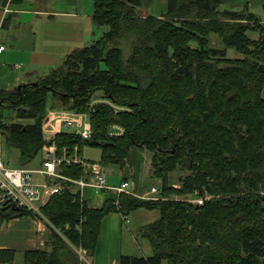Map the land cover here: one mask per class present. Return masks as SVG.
I'll use <instances>...</instances> for the list:
<instances>
[{"label": "trees", "instance_id": "trees-1", "mask_svg": "<svg viewBox=\"0 0 264 264\" xmlns=\"http://www.w3.org/2000/svg\"><path fill=\"white\" fill-rule=\"evenodd\" d=\"M154 1L92 0V22L106 28L99 40L19 89H0V134L19 167L47 146L42 125L53 102L80 113L98 97L85 110L91 137L61 132L59 150L98 148L102 165L122 169L136 147L150 153L149 179L161 183L154 202L120 194L89 208L79 193L52 196L41 213L53 230L26 264H85L76 251L91 261L102 219L138 209L159 213L141 229L153 256L120 264H264V22L247 7L228 8L233 0H166L158 16L147 13ZM112 126L122 133L111 135ZM176 171L185 172L178 188L169 178ZM30 216L1 212L0 220Z\"/></svg>", "mask_w": 264, "mask_h": 264}, {"label": "crops", "instance_id": "crops-1", "mask_svg": "<svg viewBox=\"0 0 264 264\" xmlns=\"http://www.w3.org/2000/svg\"><path fill=\"white\" fill-rule=\"evenodd\" d=\"M227 7L232 10L247 7L264 22V0H233ZM93 25L92 0H0V46L5 48L0 53V89H13L36 76H44L75 49L99 40L96 31L101 28ZM142 151L131 148L129 164L126 162L120 172L113 170L114 175L120 176V183L127 182L136 194L148 190L145 184L151 156L148 152L149 157H141ZM115 197L113 191L95 193L89 188L81 194L89 208H101L105 200ZM128 218L127 225L118 213L102 219L91 264H120L122 256H153V249L141 229L157 221L159 213L138 209ZM52 230L48 222L31 216L0 220V264H26V253L45 250ZM10 256V262L3 261Z\"/></svg>", "mask_w": 264, "mask_h": 264}, {"label": "built area", "instance_id": "built-area-1", "mask_svg": "<svg viewBox=\"0 0 264 264\" xmlns=\"http://www.w3.org/2000/svg\"><path fill=\"white\" fill-rule=\"evenodd\" d=\"M5 48L0 46V53ZM14 66V69H18ZM93 107L89 104L88 109ZM87 114L75 113L66 110L49 112L42 125V132L47 142L44 148V158L39 169L26 167L13 168L3 161L0 151V213L24 212L31 217L39 218L47 222L41 213V209L54 195L65 192L79 193L80 199L84 189H92L95 193L113 191L117 196L125 194L138 196L125 181L117 187H108L106 184L103 167L99 163L91 162L81 155L80 149L64 147L59 150L54 138L64 129H75L81 140L91 137L92 129L87 119ZM87 122H84V121ZM121 133L118 129L117 135ZM1 135V134H0ZM79 166L82 174L79 178H72L62 173L63 167ZM175 188L177 186H174ZM158 189L151 187L148 194L140 197L146 201H158ZM203 198L189 200L194 205H202ZM117 205V203H115ZM121 215V214H120ZM124 225L129 223L128 215H121ZM84 254L82 250H80ZM83 256V255H82Z\"/></svg>", "mask_w": 264, "mask_h": 264}, {"label": "rangeland", "instance_id": "rangeland-1", "mask_svg": "<svg viewBox=\"0 0 264 264\" xmlns=\"http://www.w3.org/2000/svg\"><path fill=\"white\" fill-rule=\"evenodd\" d=\"M166 4H167V1L166 0H155L153 2V4L148 8L147 13L148 14H152V15L160 14V12H163L166 9ZM141 14L144 15L146 13L144 11H141ZM100 30L101 31H98V30L96 31L97 32V35H96V38L97 39L100 38V36L103 34V32L106 30V28H101ZM255 36H256V39H257V34H251V37L252 38L255 37ZM229 54L230 55H234L235 58H242V55L237 54L233 50H229ZM96 95L99 96V93H97ZM261 96H262V98H264V87H263ZM97 98L92 99L89 103H93V106H95L97 103H101V101L99 99H97ZM49 106H51V103H49ZM57 107L60 108V106L58 105V103L53 102L52 110H49L48 113L49 112H54V111H59ZM88 107H89V105H87L85 107V110L86 111H87V108ZM114 109L115 110H118V107L117 108L114 107ZM85 110L84 111H81L80 113L87 114V112ZM48 113H47V115H48ZM7 114H9V113L8 112H5V116H7ZM47 115H46V117H47ZM12 116H13V114H12ZM18 122L19 123H24L23 120L16 119V118L15 119H12V121H10V123H18ZM84 122H87V121L85 120ZM118 129L119 128L117 126H114V127L112 126L111 135H117ZM62 132L77 133V131L75 129H71V128L64 129ZM121 133H122V130H121ZM0 151L2 153L3 161L5 163L9 164L13 168L19 167V164H18V151L15 150V149L9 148L6 145L3 136H1V135H0ZM80 151H81V155H83L84 159H87L88 161H91V162L99 163L103 167V171H104L105 179H106V184H107V186L109 188L111 186H118V184L121 182V178L118 175L117 176L114 175V171L120 172L121 170L119 169V167L117 165H113V164L102 165L101 164V150L100 149L85 146ZM142 152L143 153L141 154V157H143L144 155L147 156V157H149V153L147 151L144 150ZM131 156H133V153H131ZM43 158H44V151L40 152L36 156V158L31 163H29L27 166H25V167L28 168V169H39ZM128 158H129V156H128ZM126 162H128V164H129V160H127ZM143 167H144V164H143ZM184 176H185V172H180V171L173 172L169 176L170 183H172L173 186H177L176 188H178L179 187L178 186V179H179V177H184ZM110 180H112L113 183ZM160 185H161V183H160L159 180H150L149 178H147V181H146V184H145V189H148V190H146L147 193L145 192L143 194H139V193H137V194L140 197H144L145 195L149 196L150 195V194H148V192L150 190L149 188L151 186L152 187H160ZM157 195L159 196V191H158ZM205 196H206V198H205L206 200H211V199L214 198V196H211V195H205ZM103 197L105 198V195H103ZM174 199L181 200V201H185L187 203L192 204L191 202H189V200L191 201V200H194V199H197V198H193V197H185V198L175 197ZM79 253H80V250H77L76 251V254L78 255V258L80 259V261L84 262L85 264H91L90 263L91 261L88 260L84 256V254L82 252H81V256H80Z\"/></svg>", "mask_w": 264, "mask_h": 264}, {"label": "water", "instance_id": "water-1", "mask_svg": "<svg viewBox=\"0 0 264 264\" xmlns=\"http://www.w3.org/2000/svg\"><path fill=\"white\" fill-rule=\"evenodd\" d=\"M17 88L19 89V86Z\"/></svg>", "mask_w": 264, "mask_h": 264}]
</instances>
